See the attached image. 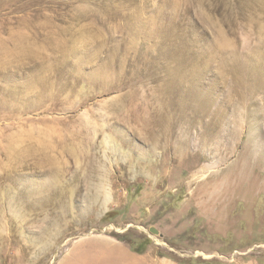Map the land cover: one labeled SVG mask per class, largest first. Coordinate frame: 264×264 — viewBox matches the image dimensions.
<instances>
[{
  "label": "rangeland",
  "instance_id": "374dc122",
  "mask_svg": "<svg viewBox=\"0 0 264 264\" xmlns=\"http://www.w3.org/2000/svg\"><path fill=\"white\" fill-rule=\"evenodd\" d=\"M82 256L264 264V0H0V264Z\"/></svg>",
  "mask_w": 264,
  "mask_h": 264
},
{
  "label": "crops",
  "instance_id": "0c3cea01",
  "mask_svg": "<svg viewBox=\"0 0 264 264\" xmlns=\"http://www.w3.org/2000/svg\"><path fill=\"white\" fill-rule=\"evenodd\" d=\"M89 246H88V248H89V251H91V246L92 245H90V244H88ZM91 259L90 260H88V259H85V256H82V258H81V260H80V262L78 263V264H91Z\"/></svg>",
  "mask_w": 264,
  "mask_h": 264
},
{
  "label": "trees",
  "instance_id": "16d2710c",
  "mask_svg": "<svg viewBox=\"0 0 264 264\" xmlns=\"http://www.w3.org/2000/svg\"><path fill=\"white\" fill-rule=\"evenodd\" d=\"M145 244H147L148 240L145 239ZM145 245L143 244L141 247H138L137 249L133 250L137 254H142L144 252Z\"/></svg>",
  "mask_w": 264,
  "mask_h": 264
},
{
  "label": "water",
  "instance_id": "95a60500",
  "mask_svg": "<svg viewBox=\"0 0 264 264\" xmlns=\"http://www.w3.org/2000/svg\"><path fill=\"white\" fill-rule=\"evenodd\" d=\"M150 231H151V233L158 234V231L155 228L150 229Z\"/></svg>",
  "mask_w": 264,
  "mask_h": 264
}]
</instances>
